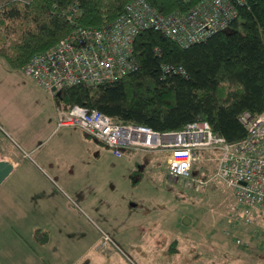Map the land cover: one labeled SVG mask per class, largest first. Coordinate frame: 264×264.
<instances>
[{"label": "rangeland", "instance_id": "374dc122", "mask_svg": "<svg viewBox=\"0 0 264 264\" xmlns=\"http://www.w3.org/2000/svg\"><path fill=\"white\" fill-rule=\"evenodd\" d=\"M54 105L0 58V159L19 160L0 186V264H264V221L236 226L216 153L170 180L154 152L117 158L79 127L46 129Z\"/></svg>", "mask_w": 264, "mask_h": 264}, {"label": "trees", "instance_id": "16d2710c", "mask_svg": "<svg viewBox=\"0 0 264 264\" xmlns=\"http://www.w3.org/2000/svg\"><path fill=\"white\" fill-rule=\"evenodd\" d=\"M129 1L8 0L0 6V58L22 70L77 29L115 21ZM151 2L165 13L186 7L181 0ZM134 55V72L111 83L66 87L56 101L64 110L85 106L115 123L157 132L207 121L229 143L247 138L244 113L258 117L264 111V0H247L231 27L188 47L159 31H142ZM166 66L182 73H167Z\"/></svg>", "mask_w": 264, "mask_h": 264}, {"label": "built area", "instance_id": "2783aa9c", "mask_svg": "<svg viewBox=\"0 0 264 264\" xmlns=\"http://www.w3.org/2000/svg\"><path fill=\"white\" fill-rule=\"evenodd\" d=\"M185 8L163 12L151 0H130L124 12L101 28H79L49 52L34 55L22 72L55 99L64 88L78 84L101 85L121 79L138 68L134 55L136 37L156 30L188 47L231 27L239 6L247 0H181ZM76 12V11H75ZM165 72L182 73L166 66ZM57 127H79L109 147L117 158L125 150L154 152L161 158L170 180L190 181L199 171L204 153L217 154L216 176L235 200L236 226L264 221V111L240 121L248 136L229 143L207 121L189 123L184 129L157 132L147 126L118 124L96 109L75 105L57 109ZM109 237H104L106 245Z\"/></svg>", "mask_w": 264, "mask_h": 264}, {"label": "water", "instance_id": "95a60500", "mask_svg": "<svg viewBox=\"0 0 264 264\" xmlns=\"http://www.w3.org/2000/svg\"><path fill=\"white\" fill-rule=\"evenodd\" d=\"M57 94L60 95L61 92ZM18 166L19 161L10 153L0 159V186L10 177ZM185 224H190L188 218L185 220Z\"/></svg>", "mask_w": 264, "mask_h": 264}, {"label": "crops", "instance_id": "0c3cea01", "mask_svg": "<svg viewBox=\"0 0 264 264\" xmlns=\"http://www.w3.org/2000/svg\"><path fill=\"white\" fill-rule=\"evenodd\" d=\"M45 93H46V92H45ZM52 99H53V98H52ZM53 100H54V99H53ZM54 107H55V109L53 110V111H54V113H53V116H54V117L51 119V121L48 122L47 125H45V128H46V129H47V128H50V127H53V126H54V129H57V128H58V127H57V119H56V118H57V108H56L55 105H54ZM14 126H15V125H14ZM22 126H23V125H22ZM55 127H56V128H55ZM15 128H16V126H15ZM16 130H17V128H16ZM24 130H25V129H19V131H20V132H23V134H24V132H25ZM30 133H31V134H28V135L34 136V134L37 133V132H36V129L33 128V130H31ZM20 135H21V134H20ZM24 137H25V136L23 135V136H22V139H23L25 142H28V141L31 140V138H26V139H25ZM11 141H12V140H11ZM12 142H13V141H12ZM13 143H14V142H13ZM20 147H21V146H20ZM21 149H23V146L21 147ZM32 149H33V148H32ZM23 151H24V150H23ZM18 161H19V160H18ZM53 170L55 171L56 168L53 167ZM11 175H12V174H11ZM11 175H10V177H11ZM60 175H61L62 178L65 177V174H64V173H60ZM10 177H9V178H10ZM9 178H8V179H9ZM8 179H7V180H8ZM4 183H5V182H4ZM4 183H3V184H4ZM3 184H2V185H3ZM36 230L38 231L39 229H38V228H35V231H36ZM13 259H14V257H11V259H9V260L12 261Z\"/></svg>", "mask_w": 264, "mask_h": 264}, {"label": "bare ground", "instance_id": "6f19581e", "mask_svg": "<svg viewBox=\"0 0 264 264\" xmlns=\"http://www.w3.org/2000/svg\"><path fill=\"white\" fill-rule=\"evenodd\" d=\"M61 93H62V91H61Z\"/></svg>", "mask_w": 264, "mask_h": 264}]
</instances>
